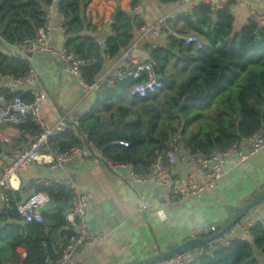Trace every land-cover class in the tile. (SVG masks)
<instances>
[{
    "label": "trees",
    "instance_id": "16d2710c",
    "mask_svg": "<svg viewBox=\"0 0 264 264\" xmlns=\"http://www.w3.org/2000/svg\"><path fill=\"white\" fill-rule=\"evenodd\" d=\"M53 1H57L66 20L65 49L83 62L80 72L84 81L93 83L107 69L105 50L97 45L98 27L93 24L91 16H87V9L94 0H0V77H23L28 73L29 60L23 56H10L8 50L14 44L37 36L45 25L46 10ZM140 3L141 0H131V10ZM233 21L228 10L214 14L206 6L178 14L176 22L182 24L180 31L188 28L199 35L204 48L196 55L188 56L192 48H181V40L175 36L170 38L169 45L147 44L145 49L150 61L158 76H162L161 91L147 98L130 97V89L138 82L133 79L103 86L93 92L94 103L90 112L81 118L79 127L53 139L51 148L54 151L73 147L88 149V143H92L108 161L131 165L136 174L142 175L150 171L157 156L168 149L175 135L180 136L184 149L210 154L214 149L225 151L257 133L264 125V28L245 26L240 33L233 34ZM142 26L143 22L133 12L117 14L110 26L111 34L115 35L105 38L113 58L119 55L120 48L133 42L135 32ZM207 51L211 53L208 55ZM176 53L189 62L188 77L180 84L167 73V65ZM228 88L233 89L237 103L232 109L233 119L221 122L216 134L202 135L198 130L188 135L187 127L197 117L193 112L196 99L212 97ZM0 95H6V91L1 90ZM24 98L30 100L27 95ZM182 102L185 105L178 113ZM182 125L184 130L179 133ZM20 130L34 138L39 134L33 123ZM116 142H126L128 146ZM37 191L46 192L56 204L72 200V195L59 185ZM12 196L15 208L19 192ZM246 206L235 210L231 219ZM4 215L5 219L13 221L4 232L9 245L26 250L25 259H17L15 264H44L48 256L47 249L42 246V242L47 241L44 226L31 223L29 227H21L17 223L21 222V217L15 209L4 211ZM57 218L60 227L63 226L64 216L57 215ZM230 222L225 221L215 232L199 239L219 234ZM23 230L27 231L26 235ZM192 264H264V221L252 230L251 238L235 240L216 254L202 257Z\"/></svg>",
    "mask_w": 264,
    "mask_h": 264
},
{
    "label": "crops",
    "instance_id": "0c3cea01",
    "mask_svg": "<svg viewBox=\"0 0 264 264\" xmlns=\"http://www.w3.org/2000/svg\"><path fill=\"white\" fill-rule=\"evenodd\" d=\"M247 1L257 5L264 13V0ZM117 7L121 12L137 14L143 24L155 25L158 21L164 20L159 37L153 40L157 46L169 45L172 36L179 38L192 34L188 28L180 31L182 24L176 22L178 14L188 13L192 9L181 7L178 3L166 0H141L139 9L134 12L131 10V0H94L87 9V16H91L93 24L98 27L99 40H105L110 36V26L113 22L111 16ZM58 10L56 5L55 15ZM230 14L234 19L233 34H238L247 26V14L235 5L230 8ZM58 23L59 20L55 16L50 45L61 49L65 48L66 37ZM180 44L181 48H188L182 42ZM197 52L199 51L192 48V53L187 55L194 56ZM210 53L207 51L208 55ZM29 59L40 73L47 95L42 104L41 116L48 126L54 125L62 116L83 117L90 112L95 93L86 92L74 77L63 72L61 65L51 56L36 54ZM188 65L186 58L176 53L167 65V73L180 84L188 77L186 71ZM7 85L8 81L0 77V92L5 90ZM233 92V89L228 88L212 97L197 98V105L193 110L197 117L187 127V134L198 130L202 135L216 134L221 122L231 121L232 109L237 107L231 95ZM183 130L184 125L179 133ZM34 139L23 133L21 139L7 144L0 134V173L10 164L17 152ZM51 150L57 152L52 148ZM81 150V159L64 168L53 170L49 165L30 164L19 173L14 184L16 190L13 191V194L19 192V202H22L39 192L38 189H43L37 185L39 181L53 182L57 179L70 178L78 189L89 197L86 220L90 232L104 234L106 239L84 247L72 264H133L153 257L157 252H165L181 245L197 229L208 230L211 226L218 228L225 221H232L231 217L235 210L253 202L264 190V150L242 164H239L236 158H230L228 173L216 192L206 193L201 198L180 200L178 197L172 205L167 204L166 193L161 188L131 185L128 181L129 169L112 170L94 147L92 150L89 148ZM171 170L177 177H191L195 182L201 180L187 151L179 155L176 165L172 166ZM72 202L73 199L69 203ZM141 202H147L149 205L147 210H138ZM68 210L53 207L42 213L44 220L40 225L44 226L47 240L42 242V246L47 249V258L59 257L74 234L73 226L64 221L65 224L60 227L61 222L57 218V215L64 216ZM4 216L0 201V260L2 264H15L26 250L23 247L9 245L4 232L13 221L5 219ZM17 223L21 227L30 226L22 220ZM237 227L233 229L234 233L241 234ZM23 234L26 235L27 231L23 230Z\"/></svg>",
    "mask_w": 264,
    "mask_h": 264
},
{
    "label": "built area",
    "instance_id": "2783aa9c",
    "mask_svg": "<svg viewBox=\"0 0 264 264\" xmlns=\"http://www.w3.org/2000/svg\"><path fill=\"white\" fill-rule=\"evenodd\" d=\"M167 2L178 3L181 7L196 9L202 6L210 8L216 14L224 10L230 12L232 6H238L247 14V26L264 28V13L257 5L247 0H166ZM57 1L46 10L45 25L38 31L35 38L25 39L10 46L8 54L10 56H23L30 62V56L43 54L51 56L61 65L64 73L74 77L86 92L93 93L103 86H112L129 79L138 81L129 91L130 97L147 98L158 94L163 88V83L159 79L153 64L150 61L149 53L145 47L147 44H154V39L159 37L164 20L158 21L155 25L143 24L138 30L133 42L126 47L120 48L119 55L112 57L105 40H98L97 45L105 50V59L108 67L102 75L93 83L87 84L81 76L80 67L83 64L74 53H68L65 48L56 49L50 45V34L53 30L54 17L59 20V28L64 31L66 23L64 15L58 10L55 15ZM139 9V4L134 8V12ZM115 35L114 33H112ZM111 34V35H112ZM181 42L197 51L204 48L202 38L195 34L179 36ZM8 81L6 95H0V134L7 144L13 143L22 138L23 131L20 130L30 123L35 124L39 134L29 144L23 146L12 158L10 164L0 173V201L3 210L7 213L14 210L21 217L25 224L43 222L42 213L39 210L51 202L50 196L43 191H39L28 197L26 200L16 204L13 202V191L16 190L14 184L19 173L30 164H45L53 170L64 168L81 159L82 148L73 147L64 151L52 152L51 141L61 135L73 131L80 125L82 116L68 117L67 115L52 126H48L42 119V104L47 95L41 81L40 73L30 62V69L23 77L7 75L1 77ZM27 95L30 100L24 98ZM123 146H128L126 142H118ZM90 150L93 144L88 143ZM264 150V125L252 136L235 143L225 151L214 149L210 154L202 151H190L184 149L180 143V136L171 138L168 149L157 156L150 171L146 174L138 175L131 165L115 164L107 159H103L114 171L119 169H129V183L133 186L150 185L161 188L166 193L165 199L168 205H172L175 198L185 200L189 198H201L209 192H216L220 189L222 179L228 173V163L230 158H236L239 164L246 163L251 158ZM187 151L191 162L194 164L201 180L195 182L191 177L182 178L173 174L171 167L176 165L179 155ZM95 154V153H93ZM103 158V157H102ZM42 188L52 185L63 187L72 195L73 205L64 213L67 224L74 227V234L69 239L62 253L57 258H47L44 264H72L79 252L86 246L103 242L106 239L104 234H92L89 223L86 220V213L90 202L89 197L82 193L74 181L70 178L57 179L53 182L39 181L37 183ZM147 202H141L139 211L148 209ZM264 221V200L252 211H249L241 221L235 226L240 229L241 234H235L233 228L219 238H215L210 243L197 246L192 249L182 251L170 259L157 264H192L196 260L216 254L228 247L235 240H247L252 236V230ZM216 227L211 226L208 230L197 229L192 232L189 239H199L211 232H215ZM26 253L21 259H25ZM21 264V263H20Z\"/></svg>",
    "mask_w": 264,
    "mask_h": 264
},
{
    "label": "water",
    "instance_id": "95a60500",
    "mask_svg": "<svg viewBox=\"0 0 264 264\" xmlns=\"http://www.w3.org/2000/svg\"><path fill=\"white\" fill-rule=\"evenodd\" d=\"M120 12H121L120 8L117 7L114 10V13L111 16V19L114 20L115 17L117 16V14L120 13ZM159 79L161 80L162 77L159 76ZM183 106H184V102H182L180 104L178 112L181 111ZM263 200H264V190L253 202L249 203L247 205V207L241 213H239L222 232H220L219 234H217L215 236H210L209 238H205V239H189V240L185 241L184 243H182L181 245L177 246L174 249H170V250H167L165 252H159V253L157 252V254L155 256L150 257V258H146L144 260L137 261V262H135L133 264H157V263H160V262H163V261H166V260L170 259L174 255L179 254L182 251H186V250L192 249L194 247L202 246V245H204L206 243H210L215 238H219L222 235H224L225 233H227V232L231 231L233 228H235V226L241 221V219L253 207L258 206ZM72 205H73V202L72 203H64V204H56L53 201H51L49 204H47L44 207H42L39 210V212L43 213V212L47 211L48 209H52L53 207H56V208H59L61 210L66 211V210L70 209V207Z\"/></svg>",
    "mask_w": 264,
    "mask_h": 264
},
{
    "label": "rangeland",
    "instance_id": "374dc122",
    "mask_svg": "<svg viewBox=\"0 0 264 264\" xmlns=\"http://www.w3.org/2000/svg\"><path fill=\"white\" fill-rule=\"evenodd\" d=\"M235 94L233 93V96H234ZM194 113H195V111H194Z\"/></svg>",
    "mask_w": 264,
    "mask_h": 264
}]
</instances>
